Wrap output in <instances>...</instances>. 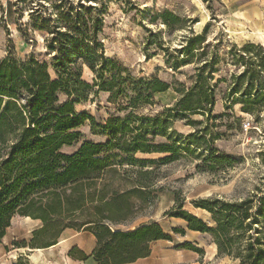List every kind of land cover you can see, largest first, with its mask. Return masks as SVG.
I'll list each match as a JSON object with an SVG mask.
<instances>
[{
	"label": "rangeland",
	"instance_id": "obj_1",
	"mask_svg": "<svg viewBox=\"0 0 264 264\" xmlns=\"http://www.w3.org/2000/svg\"><path fill=\"white\" fill-rule=\"evenodd\" d=\"M84 46L91 47V55L112 61L101 72L104 79L115 75L120 92L114 97L94 86L95 74L79 58ZM29 57L45 63L52 79H57L56 70L91 87L78 98L58 94L60 103L71 100L76 113L93 118L71 131L79 136L62 146L61 153L71 155L85 142L111 141L115 145L102 155L119 154L131 135L119 129L114 142L102 126L110 118L122 124L131 116L147 126L149 142L175 145L173 159L163 163L158 161L168 153L136 152L133 158L145 162L133 166L111 156V167L95 182L96 189L107 185V192L116 195L111 211L121 224L113 229L133 230L155 221L171 237L151 244L154 256L136 264H240L233 255H218L209 233L194 232L185 221L169 216L176 196L184 200L182 210L210 227L216 226V216L195 208L192 201L215 200V211L232 215L228 234L237 237L233 253L244 252L256 237L264 251V0H0V61L24 62ZM96 65L99 70L100 62ZM154 81L168 87L162 102L145 92ZM190 90L192 101L203 110L182 120L168 119V107L180 97L176 92ZM211 98L214 105L209 107ZM188 120L193 124L186 125ZM213 148L230 157L222 168L203 161ZM140 167L152 170L153 185L144 196L130 191ZM89 189L84 187V192ZM248 201L243 228L237 222L246 206L235 213L219 209L221 203ZM91 214L87 208L63 214L64 225L77 226L64 227L57 237L54 231H42L40 220L15 214L0 239V264H78V251L65 254L59 239L69 251H81L74 244H88L91 238L95 243L92 230L78 229ZM24 242L26 247H18ZM52 242L56 244L45 247ZM186 243L201 252L183 249Z\"/></svg>",
	"mask_w": 264,
	"mask_h": 264
},
{
	"label": "trees",
	"instance_id": "obj_2",
	"mask_svg": "<svg viewBox=\"0 0 264 264\" xmlns=\"http://www.w3.org/2000/svg\"><path fill=\"white\" fill-rule=\"evenodd\" d=\"M83 49L84 52L79 58L82 64L95 74L97 83L94 86L111 92V96L114 97L120 92L119 83L114 82L115 75L104 79L101 72L102 67L112 61L97 54L91 55V47L84 46ZM97 61L101 65L99 70H96ZM58 64L57 61L53 68L56 69ZM118 68L120 70L121 67ZM55 73L57 79H52L47 65L32 57L24 62L8 58L0 61V239L4 237L15 214L40 220L43 223L41 230L54 231L57 237L64 227L77 226L64 225L61 222L63 214L82 212L87 208L92 210L91 217L78 229L92 230L95 247L89 257L96 264H130L146 258L150 254L152 242L170 241L171 237L165 234L155 221L141 224L133 230L113 229L112 226L121 224L111 211L116 195L107 192V185L96 189L95 182L99 181L103 172L111 167L113 156L118 158V161L133 166L136 162L140 164L145 162L133 158L136 152L168 153L167 157L158 161L163 163L173 159L176 147L149 142L145 136L147 126L141 125L135 116H131L122 124L119 123V118H110L102 126L103 130L109 131L114 142L118 140L119 129L131 135L128 141L123 142L124 149L120 150L119 154L102 155L115 145L111 141L105 145L85 142L71 155L61 153L59 150L62 146L72 145L79 136L78 132L71 131L81 126L85 120L92 123L93 118L76 113L71 100L60 103L58 94L64 93L69 98L72 96L78 98L91 87L80 80V77L73 81L56 70ZM116 87L118 89L113 91ZM148 91L153 97L157 93H166L168 87L165 83L154 81L145 86V92ZM192 92L191 90L176 92L180 97L172 107H168L166 116L168 119L182 120L197 113L198 109L203 110L198 106V102L192 101ZM233 100L234 98L230 103ZM212 105L213 98L208 102L209 107ZM192 124L193 122L188 120L186 125ZM3 156L5 158H2ZM16 158L21 160L16 161ZM229 160L230 157L217 153L214 148L210 150L209 157L203 159L213 162L215 164L213 168L217 166L218 169L222 168V163ZM150 163L155 164L151 161ZM151 174L152 170H144L142 167L136 169L133 188L130 191L137 192L140 196L148 194L153 185ZM84 187H89V191L84 192ZM66 190L70 195L66 194ZM183 202L184 200L176 196L175 207L172 208V212H168L169 216L185 221L194 232L209 233L217 245L218 255H233L240 259V264H264L260 259L264 251L259 237L249 241L244 252L233 253L232 246L237 237L228 234V228L234 223L233 217L232 215L223 217L220 211H215L217 201L198 199L191 202L195 208L216 216L214 228L182 210ZM248 204L249 201L239 204L221 203L219 209L226 213H235ZM248 209L246 206L244 214L238 219L239 228H243L248 219ZM171 231L181 232L176 228H172ZM54 242L45 247L56 244ZM29 245L35 248L32 241ZM18 247H26L25 242ZM182 248L196 253L201 252L189 243L184 244ZM74 251H78L80 255L76 259L80 261L88 259V256L77 248H72L69 255L71 256Z\"/></svg>",
	"mask_w": 264,
	"mask_h": 264
},
{
	"label": "crops",
	"instance_id": "obj_3",
	"mask_svg": "<svg viewBox=\"0 0 264 264\" xmlns=\"http://www.w3.org/2000/svg\"><path fill=\"white\" fill-rule=\"evenodd\" d=\"M166 93H157V94H154L153 99L154 100H157L158 102H162V99L163 98H166L165 97V94ZM174 101H175V99H173L169 104L171 105ZM169 104L166 105V106H169ZM161 241H163V240L154 241L151 244L158 243V242H161ZM74 246H77L86 256H88V259L85 260V261H80V260L78 261V260H76L78 264H96L93 261V259L91 257H89L90 254H91V252H92V250H93V248H94V246H95L94 240L92 238L88 241V244H83L82 242H80V243L74 244ZM153 256H154V250H153L152 247H150V254H149V256L146 257V258L138 259V261H141V262L145 261L146 262L148 260V258L153 257ZM138 261H136L135 263H132V264H136Z\"/></svg>",
	"mask_w": 264,
	"mask_h": 264
},
{
	"label": "bare ground",
	"instance_id": "obj_4",
	"mask_svg": "<svg viewBox=\"0 0 264 264\" xmlns=\"http://www.w3.org/2000/svg\"><path fill=\"white\" fill-rule=\"evenodd\" d=\"M26 219H28V218H26ZM59 241H60L61 249H63L64 253L67 254V253L69 252V249H70L69 245L66 244V241H65L63 238L59 239ZM58 243H59V242H57V244H58ZM53 248H54V246H53V247H50V248H47L46 250H47V251H49V250H53ZM28 249H30V248H28ZM19 250H22V248L19 249ZM41 251H42V250H37L36 253H40ZM33 254H34V253H33ZM12 256H13V255H12ZM13 257H14V256H13ZM31 258H32L33 261H36V256L32 255Z\"/></svg>",
	"mask_w": 264,
	"mask_h": 264
},
{
	"label": "built area",
	"instance_id": "obj_5",
	"mask_svg": "<svg viewBox=\"0 0 264 264\" xmlns=\"http://www.w3.org/2000/svg\"><path fill=\"white\" fill-rule=\"evenodd\" d=\"M250 123H248V125H249Z\"/></svg>",
	"mask_w": 264,
	"mask_h": 264
}]
</instances>
